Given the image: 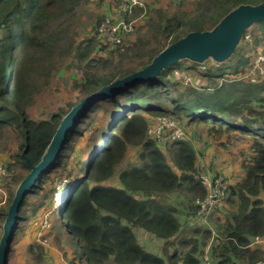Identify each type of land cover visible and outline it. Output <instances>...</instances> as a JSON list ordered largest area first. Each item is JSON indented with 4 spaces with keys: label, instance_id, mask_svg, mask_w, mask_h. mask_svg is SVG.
Returning a JSON list of instances; mask_svg holds the SVG:
<instances>
[{
    "label": "trees",
    "instance_id": "1",
    "mask_svg": "<svg viewBox=\"0 0 264 264\" xmlns=\"http://www.w3.org/2000/svg\"><path fill=\"white\" fill-rule=\"evenodd\" d=\"M79 1L0 0V142L8 128L19 130L21 151L16 153V158L28 171L21 152L36 165L62 118L72 108L70 105L67 110L51 112L40 120L31 119L27 112L36 92L50 75L57 42L52 37L51 21L68 15ZM259 3L264 0H193L186 5L180 3L171 13L165 5L153 9L146 1V22L138 24L137 18L134 32L126 34L124 40L98 48L97 27L108 9V5L100 3L103 12L93 22L94 32L81 42L86 50L80 51L81 43L74 47L80 59L93 52L82 80L77 83L81 92L77 103L112 81L146 67L160 51L187 33L211 30L240 5ZM142 12L137 8L134 16ZM111 17L122 16L115 11ZM145 23L150 24L142 34L145 37L134 39ZM256 23L263 27L248 37L264 53V22H255L243 32L240 49L227 58L232 59L229 65L222 66L223 62L211 57V64L217 65L215 68L204 62L209 58L201 62L178 59L154 77L128 86L120 93L127 99L120 101L110 95L95 100L83 116L75 119L62 150L29 191L38 193L47 173L63 165L66 148L82 132L80 126L90 127L88 116L95 113V106L100 104L99 107L108 110L107 122L92 131L90 147H93L91 156L95 151L94 156L85 162L79 161L82 177L71 181L66 189L65 185L62 187L64 196L55 207V214L65 216L59 220L58 228L69 238L72 249L73 256L67 264H203L204 255L209 256L211 264H236L232 261L253 253L247 246L256 236L264 234L261 198L264 194V95L260 94L264 91V77L260 73L251 74V49H245L248 43L245 39ZM42 32L47 35L42 36ZM127 55L135 57L136 66L127 70L106 67L113 58ZM195 66L200 69H194ZM91 68L100 69L92 71ZM183 75L189 79L185 81ZM158 117L175 119L184 133L175 138L166 132L172 168L148 132L149 118ZM193 131L198 133L199 140L216 145L222 152L227 153L232 146L241 148L238 154L243 158L241 176L231 181L222 172L223 167L220 173L212 165L205 169L202 152L189 140L196 137ZM129 146L141 148L143 163L122 169L116 186L103 183L118 171ZM224 165L223 160L221 166ZM201 170L213 178L223 174L226 184L225 197L211 210L208 224H202L198 216L199 201L207 193L195 177ZM3 186L8 192V204L7 208L0 209L2 221L15 193L7 182ZM25 201L23 198L18 210L19 224L26 218ZM134 228L159 240L158 255L140 246ZM29 248L33 250L32 245ZM36 248L40 254L43 252L42 246ZM257 262H264V251L247 264Z\"/></svg>",
    "mask_w": 264,
    "mask_h": 264
},
{
    "label": "rangeland",
    "instance_id": "2",
    "mask_svg": "<svg viewBox=\"0 0 264 264\" xmlns=\"http://www.w3.org/2000/svg\"><path fill=\"white\" fill-rule=\"evenodd\" d=\"M146 1L148 5L152 4L153 9L165 5L171 13L176 11L180 3L186 5L193 2V0ZM100 3L108 5L107 12H104L105 14L114 15L115 11H117V0H103L102 2L100 0H80L74 9L69 10L68 15L64 14L60 18L51 21L52 27H50V29H54L52 37H56L57 42L55 49L53 48L52 65L50 75L47 77V82L40 86V89L33 98V102L27 108V112L31 119H44L47 118L51 112H61L64 109H69L70 105L73 108L79 104L77 101L81 97V92L77 87V83L82 80L83 70L89 60V56H93V52L91 51L87 58L80 59L78 54L74 53V47L78 46V44L85 38L91 36L94 32L95 27H93V22H95V19L103 12V7L100 6ZM147 15L148 14L145 13L137 14L138 24L146 22L148 19ZM149 26L150 24L145 23L143 28L138 31L137 34L135 33V37L133 36L134 39L136 37H145L142 36V34L149 29ZM262 27L263 25L260 23L254 24L253 28L247 32L246 36H250L251 33L257 32ZM50 29L48 31H50ZM47 32H42V34H44L42 36H46ZM132 32H134V29ZM148 33L150 34V31H148ZM245 40L248 42L245 45V49H251L250 62L256 61L257 56L264 57V53H262L261 48H259L260 46H257L256 43L250 40V37ZM83 47L82 44L80 46V51L82 53L86 50ZM240 47L241 43L236 46L235 50L237 48L240 49ZM258 49L259 52H257ZM129 56L130 55H127L120 59L117 58V56L113 58L112 62L109 61L106 67L108 69L120 67L127 70L136 66L135 57ZM231 61L232 59L222 61V66L229 65ZM204 62L210 65L212 60L209 58ZM92 65L93 64H90V66ZM211 65H213L214 68L217 66L214 63ZM198 68L200 69L199 66L194 67V69ZM254 68L257 67L254 66ZM262 68L264 69V66ZM98 69L100 68H91L92 71ZM201 71L203 70L201 69ZM106 73H109V71H106ZM176 73L179 74V71L176 70ZM121 92L122 91L115 93L114 97L120 99V101L127 99L123 95H120ZM260 94L264 95V91H261ZM105 104L108 103L105 102ZM99 106L100 104L95 106V113L91 117L88 116V119H90V127L86 128L83 125L80 126V129H82L81 134L72 140L71 147L66 148V155L63 157V165L59 169L51 170L47 173L45 180L41 183V188L38 193H29L25 195L24 215L26 218L21 219L20 224L18 223L19 227L17 230L15 228L14 238L11 240V249L7 256V264H67L68 260L73 256L69 238H66L61 232L62 230L60 231L58 228V222L62 217L60 213L55 214V207L60 205V199L64 196L62 187L65 185L64 189H66L71 181L75 180L77 177H82L79 161L83 160L85 162L88 157L91 156L93 148L90 147L92 144V131L101 128V126L107 122L106 119L110 118L109 111ZM86 111L79 117L83 116ZM160 118L161 117L149 118V133L156 140L157 145L165 154L172 168V154L168 150V143L166 141L168 137L166 132L168 131V135H170L171 131L169 127L163 126L162 129L157 132L156 127L163 124ZM159 133L161 134L157 136ZM197 134L198 133L193 131V135L196 137L189 140L192 141L193 146L196 147L198 152H202L205 161V169H209L210 165H212L214 171L220 173V169L223 167L222 172L226 174V176H224L228 180L234 181L238 179L243 170L241 167L243 158L238 156L241 148L232 146L227 153L222 152L216 145L208 144L204 140H199ZM21 141L22 135L19 130L10 127L4 132L0 142V166L3 167L6 172L2 179V184L0 185V209L7 208L8 204V192L3 184L7 182L10 185L11 191H15L19 185V181L21 182L23 177L29 172L27 169L21 167V162L16 158V153L21 151L19 147ZM98 143H100V140H98ZM22 153L23 152H21V154ZM140 153V147L129 146L125 159L118 166V171L109 179L103 181V183H106L108 186H116L118 182V173L122 169L130 164L141 165L143 163V160L140 158ZM94 154L95 151L91 157H93ZM210 154L221 156L222 158L220 157L217 159V157H211ZM223 160L226 161V165L221 166ZM229 173L232 174L229 175ZM222 175L223 174H221V177ZM63 218H65V216ZM3 223L4 221L0 219V238L3 233ZM133 232L140 246L155 255L159 254L160 242L157 238L140 228H134ZM31 245L33 250L29 248ZM37 245L43 248L41 254L40 249L36 248ZM63 253L66 255L64 256ZM107 264L113 263L108 262Z\"/></svg>",
    "mask_w": 264,
    "mask_h": 264
},
{
    "label": "water",
    "instance_id": "3",
    "mask_svg": "<svg viewBox=\"0 0 264 264\" xmlns=\"http://www.w3.org/2000/svg\"><path fill=\"white\" fill-rule=\"evenodd\" d=\"M255 22H264V3L240 5L222 18L213 29L187 33L160 51L151 63L143 69L116 79L82 99L77 106L73 107L62 118L46 151L36 165L32 164L23 152L22 156L29 172L16 188L7 209L3 223V233L0 238V264H7L11 240L19 223L18 210L24 196L29 193L36 181L41 179L42 175L51 167L63 147L68 130L77 117L86 111L95 100L98 101L123 91L135 82L154 77L163 68L175 63L178 59L188 58L201 62L211 57L216 62L226 60L234 52L243 32Z\"/></svg>",
    "mask_w": 264,
    "mask_h": 264
},
{
    "label": "built area",
    "instance_id": "4",
    "mask_svg": "<svg viewBox=\"0 0 264 264\" xmlns=\"http://www.w3.org/2000/svg\"><path fill=\"white\" fill-rule=\"evenodd\" d=\"M146 0H117V14L121 15L119 19H112L111 15L106 14L105 18L100 21L97 27L96 38L98 41V48H102V45H110L113 43H120L125 39L126 34L132 31L134 24L137 21L136 16H134L135 9L139 8L144 13ZM246 38H249L246 36ZM256 66L257 68H254ZM264 57L257 56L256 61L251 62L250 72L251 74L260 73L264 77ZM186 80L189 79L188 76L183 75ZM163 121L161 126H157V132L162 129L163 126L169 127L171 129L172 137H182L183 130L177 124L176 120L173 118H160ZM173 129V130H172ZM149 132V131H148ZM159 133L157 136H159ZM153 137V136H152ZM6 172L3 167L0 166V185L2 184V179ZM201 183L206 187V196L199 201V220L203 224H208L209 215L213 207L219 202H221L225 197L226 184H224L221 176L213 178L209 172H199L195 175ZM1 191V189H0ZM212 241V240H211ZM255 243H261L264 245V234L262 236H256L254 238ZM203 260L205 264H210L208 262V256L204 255ZM255 264H264V262H257Z\"/></svg>",
    "mask_w": 264,
    "mask_h": 264
},
{
    "label": "crops",
    "instance_id": "5",
    "mask_svg": "<svg viewBox=\"0 0 264 264\" xmlns=\"http://www.w3.org/2000/svg\"><path fill=\"white\" fill-rule=\"evenodd\" d=\"M197 151V150H196ZM215 156V155H214ZM217 159H219L221 156H216ZM222 158V157H221ZM230 168V167H229ZM263 199V203H264V194L262 195L261 197ZM210 226V225H209ZM211 227V226H210ZM249 249H251L252 251L250 252H253L249 255H246V256H240V260L237 259L236 261H232V263H236V264H247L249 262L250 259L258 256V255H261L262 252L264 251V245H262L261 243H255L254 240L247 246ZM208 249L205 248V252H207ZM208 262L211 264L210 262V259H209V256H208ZM204 264V262H203Z\"/></svg>",
    "mask_w": 264,
    "mask_h": 264
}]
</instances>
